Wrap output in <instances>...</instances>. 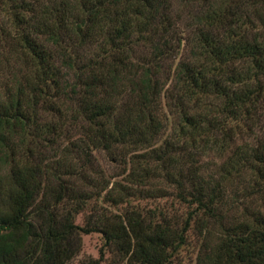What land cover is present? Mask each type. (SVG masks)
<instances>
[{"label": "trees", "instance_id": "obj_1", "mask_svg": "<svg viewBox=\"0 0 264 264\" xmlns=\"http://www.w3.org/2000/svg\"><path fill=\"white\" fill-rule=\"evenodd\" d=\"M0 90V264H264V0H0Z\"/></svg>", "mask_w": 264, "mask_h": 264}, {"label": "rangeland", "instance_id": "obj_2", "mask_svg": "<svg viewBox=\"0 0 264 264\" xmlns=\"http://www.w3.org/2000/svg\"><path fill=\"white\" fill-rule=\"evenodd\" d=\"M13 51V50H11ZM183 54H186L187 51L184 49L182 52ZM11 62H13V58L11 59ZM4 66L2 67V69ZM11 66L5 65V69L3 71V78L6 79L9 76V72L11 71ZM0 93L2 95V90H0ZM0 95V96H1ZM171 127L168 126L167 130L165 131V134L162 136L161 141L166 138V136L170 133ZM94 156L96 157L97 164L99 167L104 170L107 174L112 175H120V177L116 178V181H122L123 180V169L124 165L115 159H113L109 154L105 153L104 151H97L94 152ZM211 157V156H210ZM205 160V159H204ZM218 159L215 158V161ZM123 183V181H122ZM156 186H162L161 184H157ZM138 189H150L149 186L139 187ZM146 193L143 194H134L132 197L129 198V204H123L118 207H110V211L112 213H123L127 208H136L140 211L148 212V211H154L156 212L163 211L167 215H176L179 221H182L186 217L187 209L184 205L179 204L176 200H174L172 197L168 198H158V199H152L145 197ZM97 206L99 207H106L108 204L103 203L101 201L96 202ZM91 206L87 208V210L83 213L78 215V217L75 220V223L79 226H83L85 224L86 216L90 213ZM103 238L101 234L99 233H91L87 235L81 236V248L79 253L73 257L67 264H85L89 260L97 259L99 257V250L103 246ZM214 240L210 242V244H213ZM201 242L198 241V237L193 234H191L189 238V245L182 248L180 251L178 258L175 262V264H195V259L198 253V250L200 249ZM100 264H125L124 261H121L118 259L117 256H115L113 253H106L105 259Z\"/></svg>", "mask_w": 264, "mask_h": 264}]
</instances>
